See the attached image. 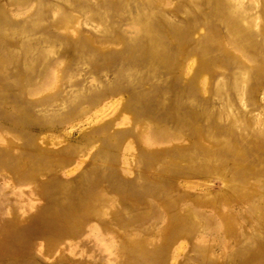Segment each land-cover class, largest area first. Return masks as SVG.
Masks as SVG:
<instances>
[{"label":"rangeland","instance_id":"rangeland-1","mask_svg":"<svg viewBox=\"0 0 264 264\" xmlns=\"http://www.w3.org/2000/svg\"><path fill=\"white\" fill-rule=\"evenodd\" d=\"M0 264H264V0H0Z\"/></svg>","mask_w":264,"mask_h":264}]
</instances>
